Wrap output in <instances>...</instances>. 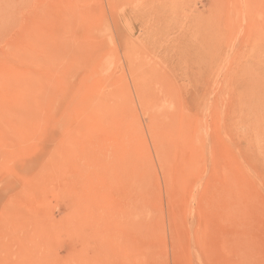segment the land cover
Wrapping results in <instances>:
<instances>
[{"label": "rangeland", "instance_id": "obj_1", "mask_svg": "<svg viewBox=\"0 0 264 264\" xmlns=\"http://www.w3.org/2000/svg\"><path fill=\"white\" fill-rule=\"evenodd\" d=\"M0 264H264V0H0Z\"/></svg>", "mask_w": 264, "mask_h": 264}]
</instances>
